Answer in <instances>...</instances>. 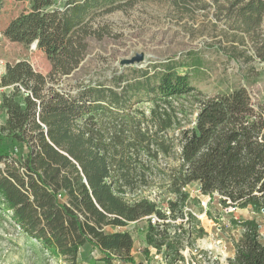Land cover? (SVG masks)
Returning a JSON list of instances; mask_svg holds the SVG:
<instances>
[{"label":"trees","instance_id":"16d2710c","mask_svg":"<svg viewBox=\"0 0 264 264\" xmlns=\"http://www.w3.org/2000/svg\"><path fill=\"white\" fill-rule=\"evenodd\" d=\"M133 1L30 0L3 31L11 41L36 42L51 71L35 72L24 60L5 66L0 205L63 264H134L133 238L122 228L144 218V255L183 261L182 251L206 235L186 210L193 182L221 208L264 211V103L254 105L244 86L207 95L175 62L134 70L129 79L119 72L78 83L73 92L49 84L79 66L88 38L109 34L97 16ZM191 1L212 8L264 63V0ZM164 157L176 162L158 167ZM155 184L167 194L164 208L139 194ZM236 223L241 232L226 264H264L262 225ZM94 249L100 258L90 256Z\"/></svg>","mask_w":264,"mask_h":264},{"label":"rangeland","instance_id":"374dc122","mask_svg":"<svg viewBox=\"0 0 264 264\" xmlns=\"http://www.w3.org/2000/svg\"><path fill=\"white\" fill-rule=\"evenodd\" d=\"M29 1L0 0V60L4 64L24 60L35 72L47 76L51 64L46 54L36 47V42H15L3 34L13 18L29 9ZM212 13V8L201 9L191 0H134L131 5L97 16L96 22L106 24L109 34L101 40L88 38V48L79 66L69 75L54 76L49 84L58 90L73 92L78 83L104 80L106 76L119 72L129 79L136 75L134 70L150 68L161 62H175L177 71L188 73L191 83L207 95L244 86L254 105L264 103V63L255 57L247 38L244 44L240 43L238 36L227 31L226 25L216 21ZM137 55H142L143 61L123 64ZM193 60H199V64L195 67L187 65ZM138 106L146 109L149 105L141 103ZM3 118L4 111L0 107V123ZM175 162L164 157L157 166H169ZM198 187L196 182L186 187L190 194L186 210L198 218L206 235L197 239L191 250L184 249V260L175 264H226L234 255V242L241 232L236 222L254 218L264 231V211L221 208L215 198L201 194ZM139 194L156 199L164 208L163 200L167 194L158 184L151 189H142ZM146 227L144 218L122 228L133 238L134 264H167L153 252L148 257L144 255ZM87 253L89 249L83 250L80 259ZM90 256L100 258L101 254L94 249ZM63 263V258L52 255L16 225L11 212L0 205V264Z\"/></svg>","mask_w":264,"mask_h":264},{"label":"built area","instance_id":"2783aa9c","mask_svg":"<svg viewBox=\"0 0 264 264\" xmlns=\"http://www.w3.org/2000/svg\"><path fill=\"white\" fill-rule=\"evenodd\" d=\"M5 66H6V64H4V62L0 60V81H1V77L3 76V74L5 72ZM6 89H10V87H3L0 85V102H1V94L3 92H5ZM21 91L24 92L25 94H27V92H25V90L23 88H21ZM14 151H16V150H14ZM3 167H4V164L0 163V171L3 170Z\"/></svg>","mask_w":264,"mask_h":264},{"label":"water","instance_id":"95a60500","mask_svg":"<svg viewBox=\"0 0 264 264\" xmlns=\"http://www.w3.org/2000/svg\"><path fill=\"white\" fill-rule=\"evenodd\" d=\"M140 61H143V57H142V55H137V56H135L134 58H132V59H130V60H125L124 62H123V64L125 63V64H131V63H133V62H140Z\"/></svg>","mask_w":264,"mask_h":264},{"label":"crops","instance_id":"0c3cea01","mask_svg":"<svg viewBox=\"0 0 264 264\" xmlns=\"http://www.w3.org/2000/svg\"><path fill=\"white\" fill-rule=\"evenodd\" d=\"M3 111H4V110H3ZM6 117H7V116H6V113H5V111H4V118H3L4 120H3V122L0 123V124H3V123L5 122Z\"/></svg>","mask_w":264,"mask_h":264}]
</instances>
